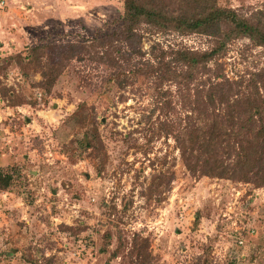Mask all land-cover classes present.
<instances>
[{
	"label": "rangeland",
	"instance_id": "obj_1",
	"mask_svg": "<svg viewBox=\"0 0 264 264\" xmlns=\"http://www.w3.org/2000/svg\"><path fill=\"white\" fill-rule=\"evenodd\" d=\"M217 3L264 27V0ZM123 6L0 0V264H264V186L188 169L176 140L213 109L216 73L264 117V46L231 39L191 79L183 66L164 80L147 65L161 48L221 41L143 24L136 45H90Z\"/></svg>",
	"mask_w": 264,
	"mask_h": 264
},
{
	"label": "trees",
	"instance_id": "obj_2",
	"mask_svg": "<svg viewBox=\"0 0 264 264\" xmlns=\"http://www.w3.org/2000/svg\"><path fill=\"white\" fill-rule=\"evenodd\" d=\"M123 1L120 28L90 42V45L112 48L122 42L133 45L134 40L136 45L141 36L138 30L143 24L159 30L175 29L180 32L205 33L217 36L221 41L213 49L201 53L161 48V57L156 66L153 67L148 62L146 64L148 63V67L164 80L177 78L183 66L185 67L183 75L188 80L191 79L193 71L199 67L206 68L207 62L212 61L224 47V43L231 39L246 37L256 45L264 46V27L240 17L231 8L219 6L217 0H182L184 4H179V7L173 10L164 4L155 3L154 0ZM41 48L44 46H34L29 50L36 51ZM136 50L141 55L139 47ZM164 55L168 56L167 60ZM56 76L57 73L52 80H55ZM207 79L209 85L205 99L213 109L210 114L204 112L197 126L185 127L182 131L184 137L176 139L180 144L185 165L188 169L199 171L201 174L252 181L258 186H264L262 103L255 102L250 97L230 102L228 95L231 87L225 86L231 82H223L218 73ZM217 104H224L226 112H215ZM202 155L203 159L200 158ZM6 184L7 181L4 186Z\"/></svg>",
	"mask_w": 264,
	"mask_h": 264
}]
</instances>
